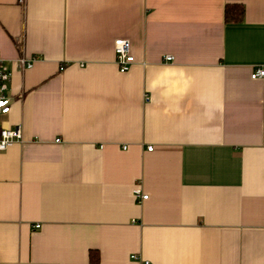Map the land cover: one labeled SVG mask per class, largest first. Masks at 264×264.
Masks as SVG:
<instances>
[{"label": "crops", "instance_id": "1", "mask_svg": "<svg viewBox=\"0 0 264 264\" xmlns=\"http://www.w3.org/2000/svg\"><path fill=\"white\" fill-rule=\"evenodd\" d=\"M0 57V264H264V0H0Z\"/></svg>", "mask_w": 264, "mask_h": 264}, {"label": "built area", "instance_id": "2", "mask_svg": "<svg viewBox=\"0 0 264 264\" xmlns=\"http://www.w3.org/2000/svg\"><path fill=\"white\" fill-rule=\"evenodd\" d=\"M131 41L128 38L119 37L114 41V50L116 55V63L118 69L122 72L129 71L133 65L136 63V57L132 52ZM38 57H27L21 55L17 60L16 64L20 70H25L33 67L35 61ZM166 59L174 60L172 55H166ZM5 65V60L0 57V151H5L12 145L20 142H24L21 126L8 127L2 122V117L8 115L11 111L12 106V96L8 92L9 83L12 79V71ZM61 69H64V65H61ZM252 78L264 77V67H257L252 73ZM60 139H56L59 141ZM126 148V146H124ZM148 150H153V146L149 145ZM142 188L135 189L136 195L142 199H147L148 194L142 193ZM143 194V195H142ZM37 228L40 224L35 225ZM136 259V255L131 256ZM145 264H153L151 261L145 262Z\"/></svg>", "mask_w": 264, "mask_h": 264}, {"label": "trees", "instance_id": "3", "mask_svg": "<svg viewBox=\"0 0 264 264\" xmlns=\"http://www.w3.org/2000/svg\"><path fill=\"white\" fill-rule=\"evenodd\" d=\"M245 16V8L240 3H229L225 7V21L226 22H241ZM100 258L99 252L91 250L90 259L92 262H98Z\"/></svg>", "mask_w": 264, "mask_h": 264}]
</instances>
